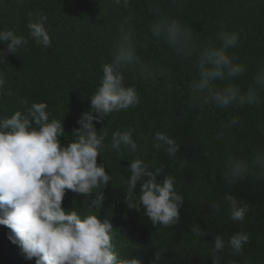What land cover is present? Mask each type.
Segmentation results:
<instances>
[{
	"label": "trees",
	"instance_id": "16d2710c",
	"mask_svg": "<svg viewBox=\"0 0 264 264\" xmlns=\"http://www.w3.org/2000/svg\"><path fill=\"white\" fill-rule=\"evenodd\" d=\"M152 2L131 0L125 9L109 5L108 0H0V29L11 28L29 38L27 50L8 53L0 64L6 73L0 116H10L19 109V98L28 99L30 104L47 102L50 118H64L67 136L60 139L69 143L73 129L80 127L79 118L91 111V95L103 74L101 66L112 58L120 24L134 12L136 33L149 43L146 49H138L141 64L125 69V76L127 84L136 85L140 103L94 124L97 131L109 127V137L113 131L132 128L138 151L122 148L103 153L112 180L102 189L103 207L99 212L93 209V214L112 219L113 243L122 258L139 256L143 264H213L209 250L214 237L223 234L227 238L243 231L250 236L243 253L224 250L220 253L222 264H264V179L248 176L229 185L223 177L226 154L250 155L253 148L264 144V134L257 128L264 120V106L240 109L242 124L226 133L225 139L230 135V141L216 140L217 126L237 113L189 105V84L195 72L190 64L177 62L162 40L151 37L148 24L154 17L148 5ZM160 6L173 16L179 15L202 41L224 29L240 31V43L234 49L240 60L250 69L264 60V0H182L179 10L160 0ZM41 16L47 17L45 27L52 40L46 49L32 42L27 28L30 19ZM249 79L246 74L244 86ZM8 90L14 95L8 96ZM157 131L167 132L180 145L175 158L153 147ZM137 155L163 167L158 181L175 175L177 190L184 195L178 224L168 228L153 225L142 206L129 207L123 179L131 175L129 165ZM103 157H98V164ZM229 193L249 206L242 223L228 216L224 196ZM134 194L139 196L140 183ZM85 199L68 190L62 206L66 210L77 207L84 215L90 203ZM214 201L220 202V211L212 206ZM196 224L203 236L192 235ZM10 236L11 230L0 225V264H36V258L27 259Z\"/></svg>",
	"mask_w": 264,
	"mask_h": 264
},
{
	"label": "clouds",
	"instance_id": "9594fccd",
	"mask_svg": "<svg viewBox=\"0 0 264 264\" xmlns=\"http://www.w3.org/2000/svg\"><path fill=\"white\" fill-rule=\"evenodd\" d=\"M108 2L125 9L131 4V0ZM166 2L177 10L182 6V0ZM148 11L154 17L148 24L151 37L162 40L177 62L190 64L195 72L189 84V105L232 109L237 113L218 125L215 132L216 140L228 143L231 137L225 139L226 133L242 124L239 110L264 106V60L252 69L240 60L234 51L241 39L238 30L224 29L202 41L179 15L173 16L162 8L160 0L149 3ZM135 19L134 12L123 18L112 58L101 66L103 74L91 95V111L79 118L80 127L73 129L69 143L63 144L60 139L67 136L64 118H50L47 102L30 104L28 99L19 98V109L10 116H0V225L11 230L10 239L20 246L27 259L36 258V264H143L139 256L121 257L113 243L112 219L101 218L92 211L99 212L103 207L102 189L112 180L103 153L119 152L122 148L132 153L138 151L132 128L113 131L109 137V127L97 131L94 124L140 103L136 85L127 84L125 76V69L141 64L138 49H146L149 43L138 37ZM46 20L47 17L41 16L27 24L32 42L45 49L52 45ZM0 45L6 46L0 48L3 64L8 53L27 50L29 38L11 28L0 29ZM144 71L151 74L148 69ZM246 74L250 79L244 86ZM5 84L6 73L0 70V97L5 94ZM6 94L14 95L11 90ZM257 128L264 134V120ZM154 140L157 152L163 149L169 158L176 157L180 145L167 132L157 131ZM98 157H103L102 163L98 164ZM129 171L131 175L123 179L129 207L142 206L153 225L168 228L178 224L184 195L177 190L175 175H165L158 181L163 167L154 166V162L141 155L131 160ZM248 176L264 179V144L253 148L250 155L226 154L223 170L226 183L234 185ZM138 183L139 196L134 194ZM68 190L82 194L85 201L90 199L87 214L82 215L77 207L66 210L62 206ZM224 203L232 221L245 220L249 212L247 204L230 193L224 196ZM212 206L217 211L221 209L219 201ZM191 233L196 237L205 234L199 224L192 227ZM249 240V234L243 231L227 238L216 235L209 250L213 264H222L220 253L226 249L229 254H242ZM156 256L158 260L160 253Z\"/></svg>",
	"mask_w": 264,
	"mask_h": 264
}]
</instances>
